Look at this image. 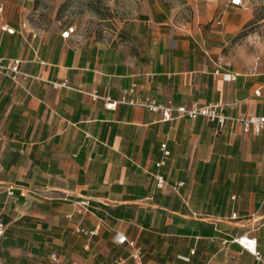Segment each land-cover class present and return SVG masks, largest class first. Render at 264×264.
Here are the masks:
<instances>
[{
  "label": "crops",
  "instance_id": "1",
  "mask_svg": "<svg viewBox=\"0 0 264 264\" xmlns=\"http://www.w3.org/2000/svg\"><path fill=\"white\" fill-rule=\"evenodd\" d=\"M190 5L182 19L145 0L101 42L61 37L67 27L27 36L21 0H0V64L19 60L15 78L0 69V264H133L118 233L140 248L141 264H264L230 241L254 236L264 255V129L234 119L264 115V35L242 34L264 19L230 0ZM133 83L141 98L219 103L229 118L220 128L105 106L101 97L118 100ZM81 196L88 210L73 213Z\"/></svg>",
  "mask_w": 264,
  "mask_h": 264
},
{
  "label": "rangeland",
  "instance_id": "2",
  "mask_svg": "<svg viewBox=\"0 0 264 264\" xmlns=\"http://www.w3.org/2000/svg\"><path fill=\"white\" fill-rule=\"evenodd\" d=\"M145 0H21L22 32L30 36L46 35L73 26L82 38L109 42L118 37L121 27L134 18ZM177 10L176 15L189 19L191 0H158ZM231 1V0H230ZM253 10L255 23L264 19V0H242ZM251 31L256 37L264 28L252 25L242 32ZM258 39V38H257ZM264 41V37H262Z\"/></svg>",
  "mask_w": 264,
  "mask_h": 264
},
{
  "label": "built area",
  "instance_id": "3",
  "mask_svg": "<svg viewBox=\"0 0 264 264\" xmlns=\"http://www.w3.org/2000/svg\"><path fill=\"white\" fill-rule=\"evenodd\" d=\"M231 3L234 5L245 7V4L242 0H231ZM4 31L7 33L12 34L14 32L13 28L4 26L2 27ZM73 26H68L66 29H64L61 32V37H68L69 34L74 32ZM18 61L14 60L11 64V66L4 67L0 64V69L6 68L9 71L13 73L12 77L15 78L16 74L18 73ZM216 73L218 71H215ZM222 77L225 80H231L234 78V75H231L229 73L222 74ZM138 88L136 84H131L129 88L123 90L121 97L118 100H111L109 97H101L106 101L105 106L107 108H115L117 103H123L128 104L131 106H136L140 108H144L151 112L159 113L161 116V119L163 121H169L178 117H188L191 119L200 117L205 122H215L217 123L218 127H222L224 125V122L229 117L226 116L223 113V107L219 103H210L205 105H199L197 103H192L190 106L180 105V106H171L167 104H160L157 103L155 100L149 98V97H139L136 95ZM93 99L98 98V96L95 93L90 94ZM236 121L241 123L243 126V129L245 131L252 130L255 133H258L261 129H264V115L262 116H254V115H242L237 118H234ZM161 149L163 152V157L168 156L169 151L166 149L165 144L161 145ZM164 162L160 161L157 166L162 165ZM156 186L162 187L164 184V180L162 176L156 175ZM14 186L8 185L6 189V193L8 195H13ZM73 206V213L76 214H83L88 210L89 201L86 197H80L77 200H74L72 202ZM72 214H68L67 216L70 217ZM236 214H232V218H235ZM97 229V228H96ZM95 230L86 232L81 228H77L76 231L79 233H89V234H95ZM4 232V225L0 222V236ZM115 242L118 244H127L131 247V252L129 254L130 259L132 260L133 264H141V250L139 247H137L133 241L128 240L124 235L116 234L115 235ZM226 241V240H225ZM224 241V242H225ZM231 242L236 243L242 250L249 252L255 260L264 262V255H262L258 249H257V241L254 236L248 235V234H242L238 236H234L230 239ZM110 264H125L124 258H116L113 260Z\"/></svg>",
  "mask_w": 264,
  "mask_h": 264
}]
</instances>
